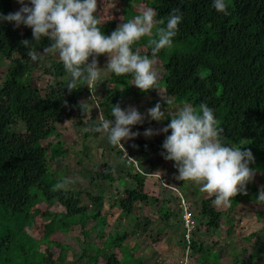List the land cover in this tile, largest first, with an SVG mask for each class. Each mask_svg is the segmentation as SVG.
<instances>
[{
	"label": "trees",
	"instance_id": "trees-1",
	"mask_svg": "<svg viewBox=\"0 0 264 264\" xmlns=\"http://www.w3.org/2000/svg\"><path fill=\"white\" fill-rule=\"evenodd\" d=\"M148 6L156 9V19H165L174 8H180L184 13L174 45L158 54V61L165 69L160 88L165 89L166 96H172L180 106L185 101L194 106L207 101L215 109L225 141L250 148L255 156L253 164L263 159L260 151H264V0H229L230 14L227 15L216 11L212 0H151ZM16 10L14 0H0V12L7 14ZM117 23H104L103 30L110 34ZM24 39L35 43L30 27L16 28L9 22L0 24V56L10 62L9 68L0 74V264H62L65 260L63 251L69 247L54 240L53 236L78 226L88 238L90 232L85 230L86 225L92 218L97 219L100 211L90 210L89 204L66 189L53 190V185L60 180L53 178L49 164L50 157L53 158L49 154L51 145L44 142L52 138L57 124L62 123L65 116L86 118L87 135L95 134L97 130L93 125L98 122V115L91 112V106L87 113L80 106V97L88 86L71 92L65 87L67 73L62 61L51 62L50 75L57 83L49 85L45 94L33 84V61L21 43ZM147 39V36L141 37L134 47H139L142 53L148 52ZM50 42L45 37L38 44V50L42 52ZM187 47L191 49L187 50ZM102 86L107 94L101 102L106 109L105 118L110 116L111 104L120 103L123 107L130 97L138 100L157 93L156 88L148 92L137 89L131 74L111 73ZM155 102L147 101L148 104ZM88 112H91L89 116ZM21 125L23 130L19 131ZM135 144L145 154L155 142L138 140ZM118 150L123 154L121 149ZM261 162L264 168V162ZM103 168L95 173L94 180L108 184L116 180L125 182L123 177L116 179V167L106 164ZM129 170L130 179L145 182V175ZM260 178V184L264 186L262 175ZM182 192L181 197H175L179 208L182 198L189 201L183 188ZM86 194L88 202L102 205L103 196ZM120 196L114 204L127 217L135 214L137 203L158 202L157 198L126 186ZM212 199H201L202 219L197 220V227L183 242L189 251L187 261L206 264V257L213 251L207 249L213 241L204 242L197 237L202 229L216 232L222 228L224 212L212 204ZM43 203L48 205L42 212L46 222L44 230L38 233L33 231L34 219L41 212L37 206ZM55 205L61 206L62 210L55 211ZM233 205L227 210L228 215H231ZM192 206H188L190 210H194ZM90 211L93 212L87 216ZM161 211L164 218L169 219L171 212L165 207H161ZM129 236L127 231L115 230L94 255L84 247L81 258H88L90 264H99L101 256L105 255L103 264H130L125 257L119 258L115 253L123 248L125 256L135 251L134 247L125 245ZM247 259L248 264H257ZM136 263L145 264L141 257Z\"/></svg>",
	"mask_w": 264,
	"mask_h": 264
},
{
	"label": "rangeland",
	"instance_id": "rangeland-1",
	"mask_svg": "<svg viewBox=\"0 0 264 264\" xmlns=\"http://www.w3.org/2000/svg\"><path fill=\"white\" fill-rule=\"evenodd\" d=\"M150 1L98 0L97 13L102 15L105 23L118 22L117 24L119 25L124 22V19H130L135 16V13L138 14L149 7ZM14 5L16 9L20 7L18 0H14ZM153 35H155V29ZM190 49V47H187V50ZM107 59V54L99 57L101 67L105 65ZM52 61L61 60L58 56L49 55L40 61L32 62V82L44 94L49 85L57 83L49 71ZM9 66L10 62L0 56V74H3ZM155 67L160 75L158 81L159 89L156 88V96L148 94L138 100L130 97L123 104V107L134 105L142 113H146L149 107L160 101L164 103V110L167 112V104L162 96V94L166 96L165 89L160 88L165 69L162 62L159 61H157ZM110 76L111 73L106 74L80 97V101L89 103L88 106H91V112L98 115V121L101 118L100 114H103L104 117L106 112V109L101 105V102L107 97L103 90L102 82L105 78H110ZM91 97H94V99L91 100ZM148 100H155L156 102L148 104ZM171 107L175 110L180 105L174 102ZM91 112H88V116ZM168 122L169 120L155 121L149 118L145 119L143 124L133 126V131H139L140 135L123 141L124 147L130 151L131 155L137 157L129 164L126 163L125 159H121L123 154H120L118 150L121 149L119 145L116 146L118 149H114L115 146L109 143L106 132L97 131L95 134L90 133L87 135L88 125L86 118L79 116L68 118L65 116L64 121L57 124L55 134L44 142L47 146L51 145L49 154L53 158L50 157L49 164L53 178L64 183L66 191H70L74 197H80L85 203L89 204L90 210L99 209L100 211V216L97 219L92 218L86 225L85 230L90 232L88 238L78 226H72L67 232L53 236L54 240L69 247L63 251L65 260L62 264H90L88 258L84 260L81 258L84 247L91 255H94L97 249L101 247V244L115 230L130 233L125 245L134 247L135 251L125 256L124 248L115 250L119 258L125 257V260L130 264H137L136 261L140 257L144 259L145 264H189V262L190 264H198L195 260L187 261L189 252H187L188 250L184 247L183 242L189 237L187 236L188 229L184 226L185 223L181 212L183 213L184 209L188 208V206L191 207L193 204L192 207L197 220L200 221L202 219L200 214L201 199H209L213 196L201 192L200 185L195 181L187 180L181 182L182 180L177 179L178 169L174 166L175 162L165 159L161 154L164 151L162 144L166 136L165 133L161 132L151 137L144 135L145 129L149 127L159 129ZM18 130H23V125L19 126ZM138 140H150L154 141L155 144L143 154L135 144ZM260 152L263 153V159L257 160L255 164L251 165L257 169V173L255 178L247 184V194L238 193L229 206L217 208L224 212L221 222L222 228L216 232H207L202 229L197 235L198 240L204 242L207 240L209 242L213 241L207 247V249L213 251L206 257L208 259L206 264H248L247 258L252 260V262L254 260L253 263L264 264V212L262 213L264 204L257 203L255 200L261 188V175L264 178V168L261 164V161L264 162V151ZM106 164L116 167L118 169L116 179L123 177L125 182L118 183V180H116L108 184L107 182L94 180L95 173L104 170L103 166ZM130 168L132 173L143 175L145 173V182L138 183L134 179H130V176L127 175ZM180 183H183L182 188L188 194L189 198L187 199L189 201L182 198L179 201L181 203L179 208L175 197L178 198L183 195ZM125 186L148 194L150 197H155L158 202L137 203L134 215L123 216L121 209L116 207L114 202L121 197L120 193H122ZM86 193L103 196L102 205L96 206L90 200L88 202ZM193 194L195 196H192ZM237 197L240 199H238L239 201H236ZM232 204H235L232 207L234 209L231 210V215H228L227 210ZM161 207H165L171 212L169 219L164 218ZM37 208L41 212L34 219L33 231L41 233L46 222L42 212L46 211L48 205L45 203L39 204ZM178 208L180 211H178ZM53 209L55 211L62 210L59 205H55ZM92 212H88L87 216H90ZM195 214L193 213L194 216ZM227 222L229 223L227 224ZM234 224L235 226L232 227ZM90 245H92V248L89 247ZM53 250L55 251L56 249ZM104 262L105 255H102L99 264Z\"/></svg>",
	"mask_w": 264,
	"mask_h": 264
},
{
	"label": "clouds",
	"instance_id": "clouds-1",
	"mask_svg": "<svg viewBox=\"0 0 264 264\" xmlns=\"http://www.w3.org/2000/svg\"><path fill=\"white\" fill-rule=\"evenodd\" d=\"M18 2L20 7L16 11L0 12V24L9 22L16 28L22 25L30 27L35 43L29 39L21 41L28 49V57L31 61H40L49 55L58 56L67 73L65 87L69 92L82 86L91 88L108 73L131 74L133 85L144 92L159 89L160 75L155 67L158 54L174 45V37L184 19L180 8L172 9L165 19H156V9L147 7L134 17L124 19L109 34L103 30L105 20L97 13L98 0ZM212 7L230 14L229 0H212ZM145 36L148 37L145 47L149 51L142 53L134 44ZM45 37L51 42L41 52L38 44ZM101 54L108 56L103 67L99 61ZM162 96L167 112L160 101L149 107L146 113L134 105L125 108L115 103L110 105V116L105 118L100 114V120L93 127L106 132L112 145L124 147L123 141L140 135L139 131H133L134 125L143 124L149 118L169 120L162 128L145 129L144 135L166 134L161 154L175 162L177 179L198 183L201 192L213 196L212 204L217 208L229 206L238 193L247 194V184L257 173V169L251 166L255 162L252 150L225 141L222 136L224 129L219 125L214 107L207 101H201L199 106L185 101L173 110V97ZM88 105V102L81 101L80 106L85 113ZM126 157L131 158L125 152L121 159ZM65 188L66 185L60 181L53 185V190ZM255 200L264 204V186H261Z\"/></svg>",
	"mask_w": 264,
	"mask_h": 264
},
{
	"label": "built area",
	"instance_id": "built-area-1",
	"mask_svg": "<svg viewBox=\"0 0 264 264\" xmlns=\"http://www.w3.org/2000/svg\"><path fill=\"white\" fill-rule=\"evenodd\" d=\"M119 147L123 151V155H124L125 152H127L128 153V156L131 157V158H127V157L124 158V159L127 160L128 163H131L133 160H135L134 157H132L130 151H128L125 147H123V145H119ZM144 175H146V174L144 173ZM193 213L194 212L192 210H190L189 208L184 209V211L182 213L183 221L185 223L184 226L188 229L187 236L189 238H190L193 230H195L196 223H197V221H195L196 220V217L193 215Z\"/></svg>",
	"mask_w": 264,
	"mask_h": 264
}]
</instances>
